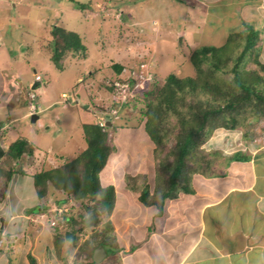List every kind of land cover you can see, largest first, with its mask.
Instances as JSON below:
<instances>
[{
    "label": "rangeland",
    "instance_id": "374dc122",
    "mask_svg": "<svg viewBox=\"0 0 264 264\" xmlns=\"http://www.w3.org/2000/svg\"><path fill=\"white\" fill-rule=\"evenodd\" d=\"M75 1L86 5L82 8ZM244 22L253 24L259 30L261 47L257 57L252 51L246 54L247 59L239 70L245 76L255 70L261 80L253 85L264 89L262 0H0V124L8 123L10 131L14 130L15 135L9 140L25 137L33 142L31 154L25 153L20 161L8 156L9 144L4 146V151L0 143V149L7 154L5 158H0V171L8 170L7 177L14 170L30 175L65 164V160L73 158L85 147L83 123L93 122L104 114L113 119L112 113L116 111L119 117L113 124L120 127L117 132L114 127L108 129L113 151L109 163L99 175L108 181L105 175L110 171V179L116 185L127 184L132 188V195L136 194L135 188L138 194L151 181V176L147 177V162L153 155L148 153L147 158L143 155L139 158L140 154L147 153L148 148L143 139L145 137L148 141L145 135L143 137L142 120L146 122L145 111L149 103L156 105L157 94L172 73L182 79L192 77L199 83L195 92H190L191 87L187 84L185 93L180 94L183 96V100L179 101L183 109L180 115L184 117L188 116L186 109L191 103L204 102L208 106L217 95H229L228 84L232 85L230 82L235 77L232 70L234 58L245 44V39L235 35V32L246 27ZM54 25L79 33L86 47L84 54L67 53L64 68H59L51 59V30ZM229 35L233 39L226 53L233 59L220 70H214L210 63L213 50L210 49L200 64L205 71L200 73L193 61L194 54L204 46L223 47ZM116 64L124 66L121 74L117 73ZM132 69L136 71L135 77L144 70L151 79L144 81L143 88L134 89L131 85L121 88L127 99L132 98L124 103L115 90L127 83L129 76L133 79ZM37 75L41 79L33 88ZM204 80L217 83L222 89L218 92L212 87L202 90L200 86L205 88ZM10 89H14L16 94L8 97ZM123 89H126L125 92ZM31 90L36 95L35 99L28 97ZM223 99L219 102L222 105L225 104ZM32 104L37 107L35 112L39 115L36 122L31 121ZM97 105H102L105 110ZM232 112L238 117V125L233 128L218 127L210 135L205 134L206 139L195 149L192 158L188 157V165L211 175L222 170L234 152H242L252 145H264V114L261 115L258 108L251 105L246 110L233 108ZM163 124L166 125L162 131L166 144L165 148L160 147L157 151L154 159L156 168L161 159H169L167 151L175 147L183 129L188 127V123L183 125L178 114L171 112L166 114ZM6 130L9 131V128ZM173 157L171 153L170 158ZM152 178L150 183H156L157 188L155 173ZM30 183V179L26 178L16 193L31 192L34 184ZM48 184V196L38 197L37 201L40 205L49 204L50 208L30 211L36 218L41 212L49 214L45 224L37 222L41 226L39 232L53 233L54 242L63 250L64 242L69 243L65 240L66 233L72 227L65 219L55 216L54 210L48 212V209H53L55 205L66 208L63 211L66 216H74L81 222L79 219L87 218L90 208L95 206L99 211L98 222L78 233L75 244H69L71 252L75 251L72 260L75 262L80 261L81 256L88 257L90 248L101 240L107 241L108 237L112 240L110 212L102 208L97 199L94 201L88 195L76 200L72 194L65 193L51 182ZM151 185L149 190H152ZM1 189L0 194L4 193ZM154 193L157 194L156 191ZM151 202L149 206L153 204ZM24 210L22 212H26ZM53 221L56 224H52Z\"/></svg>",
    "mask_w": 264,
    "mask_h": 264
},
{
    "label": "crops",
    "instance_id": "0c3cea01",
    "mask_svg": "<svg viewBox=\"0 0 264 264\" xmlns=\"http://www.w3.org/2000/svg\"><path fill=\"white\" fill-rule=\"evenodd\" d=\"M9 91L8 97L16 94L14 89ZM8 128L0 139L4 151V146L14 141L9 138L15 132ZM146 152L138 157L152 155L148 148ZM238 153L247 159L234 157ZM154 161L152 157L147 162V177L151 176V181L154 173L157 180ZM7 171H0L4 173L0 174V189L7 193L6 197L3 192L0 194V217L4 216V222L0 221V237L7 234V240L13 241L12 246L9 244L10 251H4V245L0 247V264H31L30 254L36 264H264V145L234 152L217 173L193 172L189 188L150 206L139 199L144 188L138 194L135 188L137 195H132L126 181H123L125 186L116 185L110 179V171L105 175L108 181L100 175L103 186L113 185L117 193L114 209L109 213L113 237L92 249L88 246V257L81 256V260L75 262L72 260L75 251L71 252L68 239L65 240L69 243H62L61 250L53 240V233L39 232V223L45 224L49 214H45V218L31 215L34 207L39 206L40 211L49 205H40L37 201L34 172L9 178ZM26 178L33 185L31 192L16 193ZM151 181L145 187L151 185ZM154 184L151 194L156 191ZM23 208L26 212H22ZM100 244L104 245L106 256L95 262L94 250Z\"/></svg>",
    "mask_w": 264,
    "mask_h": 264
},
{
    "label": "trees",
    "instance_id": "16d2710c",
    "mask_svg": "<svg viewBox=\"0 0 264 264\" xmlns=\"http://www.w3.org/2000/svg\"><path fill=\"white\" fill-rule=\"evenodd\" d=\"M75 3L82 8L86 5V3L79 1H75ZM243 24L246 27L239 32H235V35L245 39V44L241 53L234 58L235 65L232 70L235 72V77L230 82L232 85L228 84L230 88L229 95L221 94L220 97L217 95L214 97V101L208 106L204 102L191 103L189 108L186 109L188 116L184 117L180 115L183 114V109L179 103V101L183 100V96L180 94L185 93V86L187 84L191 87L190 92H195L199 83L192 77L182 79L172 73L167 77V82L163 86V89L157 94L156 105L149 103L145 111L146 122L142 120V129L143 137L145 135L148 138L147 142L145 137L143 138L144 143H148V150H151L154 159H156V154L158 150L160 151V147L165 148L166 142L163 139L162 131L166 128V125L163 124L166 114L169 112L178 114L182 118L183 125L186 126L188 123V127L183 129L179 140L176 141L175 147L172 146L167 151L169 153V159H161L157 168L155 165L158 179L157 194H151L148 186H146L139 197L143 203L148 205L151 201V203H156L157 200L159 203H163L167 198L175 197L179 190L187 189L191 186V175L195 171H200V168L192 167L190 164L188 165V157L192 158L195 149H198L206 139L205 134L209 133L208 135H210L218 127L233 128L238 125V117L232 112L233 108L240 109L242 107V110H246L251 105V107H257L261 115L264 114V89H259L253 85L254 83H259L261 80L260 75L253 70L249 72L248 76H245L239 70L241 64L245 63L247 59L245 57L246 54L252 51L254 52V56L257 57V53L261 47L259 30L248 22H244ZM51 31L53 34L51 41L53 53L51 59L59 68H64L67 53H86V47L82 43L79 33L60 25H54ZM232 39V36L229 35L223 47L204 46L194 54L193 61L197 65L200 73L205 71L200 67V64L206 59L205 55L210 49L213 50L210 63L214 70H220L233 59L231 55H227L226 53V51L228 52ZM254 60L258 62L256 58ZM262 66L264 68V63ZM115 67L117 73L121 74L124 66L116 64ZM203 86L205 88L200 86L202 90H210L212 87V89L218 92V89H222L221 87L219 88L217 83H209L207 80H204ZM145 90H147V87ZM222 98H224L223 101L225 103L223 105L219 103L222 101ZM97 107L105 110L102 105H97ZM186 111L184 112L185 115ZM110 127H114V130L117 132L116 129L120 126L114 125L113 123L111 126L108 124L101 125L99 120L83 123L84 137L87 143L86 148L75 157L65 160L66 163L63 165L34 173L32 177L34 179L37 196L42 198L47 195L50 186L48 182H51L53 186L60 188L65 193L72 194L76 200L91 195L94 201L97 199L101 203L102 208L111 212L114 209L117 193L113 185L103 186L99 175L113 151L108 137V129ZM31 145L29 139L18 137L9 145L7 154L9 157L20 161L25 153L31 154ZM151 146H153L152 149ZM171 153L174 154L173 158H170ZM4 155L5 152L0 149V158ZM234 157L241 160L247 159L242 153H238ZM23 173L25 172L18 173L16 170L10 171L8 177L12 178L14 174L23 175ZM62 201L63 199L58 202L61 204ZM38 208L39 206L34 207L33 210L36 211ZM90 210L87 218L83 217L79 219L82 220L81 222L77 221L74 216L68 217L63 213V219L67 223H70L72 227L70 232L66 233L65 238L73 244L76 242L75 236L78 233L97 224L99 211L95 206L90 208ZM105 242L104 239V241L101 240L99 243L104 244ZM29 257L31 264H36V260L31 254Z\"/></svg>",
    "mask_w": 264,
    "mask_h": 264
},
{
    "label": "built area",
    "instance_id": "2783aa9c",
    "mask_svg": "<svg viewBox=\"0 0 264 264\" xmlns=\"http://www.w3.org/2000/svg\"><path fill=\"white\" fill-rule=\"evenodd\" d=\"M132 72H133V74H132V78L133 79H131L130 78V76H129V79H127L126 81H127V83H123L122 84V86H120V84H118L117 86H120V87H117L116 89L117 90H115V91H117V94L119 95V97H120V100H122V101H125V100H127V95L125 94V93H122V91H121V88H124V87H129L130 85H131V87L132 88H134V89H136V88H143L144 87V85H145V82L144 81H146V80H150L151 79V77L150 76H148V75H146L145 74V72H144V70H142L141 72H140V76L138 75V77H135L134 76V73L136 72L134 69H132ZM36 79L37 80H40L41 79V76L40 75H37L36 76ZM126 81H124V82H126ZM121 82V81H120ZM119 82V83H120ZM125 90L126 89H123V92H125ZM129 91V90H128ZM121 94V95H120ZM128 94H130L129 92H128ZM132 95V97L133 96H135V95H133V94H131ZM29 97H30V99H35L36 98V95L31 91L30 93H29ZM130 99V98H129ZM36 106L34 105V104H32L31 105V110H30V112L31 113H33L35 110H36ZM106 121V118H104L103 119V121L101 122V124H103L104 122ZM6 127H7V124H0V139H1V137L3 136V134H4V131H5V129H6ZM66 209V208H65ZM65 209H62L60 206H55V207H53V209L51 208V209H48L49 211L48 212H50L51 210H54L56 213H55V216H58L59 218H61V219H63V211L65 210ZM45 214H48L47 212H43V213H40L39 214V217H41V218H45L44 216H45ZM52 224H56V221H53L52 222ZM3 240L4 239H0V243H2L3 242Z\"/></svg>",
    "mask_w": 264,
    "mask_h": 264
},
{
    "label": "clouds",
    "instance_id": "9594fccd",
    "mask_svg": "<svg viewBox=\"0 0 264 264\" xmlns=\"http://www.w3.org/2000/svg\"><path fill=\"white\" fill-rule=\"evenodd\" d=\"M37 81H38V80L36 79V81L34 82L35 87L37 86ZM34 84H33V85H34ZM35 87H33V88H35ZM31 91H32V90H31ZM31 91H30V92H31ZM30 92H29V93H30ZM28 97H29V94H28ZM29 99H30V97H29ZM130 100H132V98L127 99V100L122 101V102L127 103V102H130ZM119 102H121V101H119ZM122 102H121V103H122ZM117 103H118V102H117ZM118 104H119V103H118ZM30 108H31V107H30ZM30 110H31V109H30ZM35 111H36V110H35ZM35 111H34L33 113H36ZM113 112H114V113H112V114H113V115H112V116H113V119H109V118H110L109 115L104 114L103 117L100 118L99 123L101 124V122L103 121V119L106 118V121H105L103 124H108V125L111 126V124L114 123V120H115L117 117H119V115L115 114L116 111H113ZM2 124H5V123H2ZM103 124H101V125H103ZM7 126H8V123H7ZM110 128H111V127H110ZM6 129H7V127H6ZM6 129H5V131H6ZM5 131H4V134H5ZM4 134H3V135H4ZM33 174H34V173H33ZM45 208H46V207H45ZM6 236H7V234H4V236H1V237H0V239H4L3 242L0 243V247L4 245L3 247H5V250H6V249H9V244L12 246V241H13V240H9V241H8L7 238H6ZM6 245H7L8 247H7ZM5 250H4V251H5Z\"/></svg>",
    "mask_w": 264,
    "mask_h": 264
},
{
    "label": "water",
    "instance_id": "95a60500",
    "mask_svg": "<svg viewBox=\"0 0 264 264\" xmlns=\"http://www.w3.org/2000/svg\"><path fill=\"white\" fill-rule=\"evenodd\" d=\"M33 87H35V85H33ZM38 117H39V115L37 113H32L31 114V121L36 122ZM0 221H1V223L4 222V216L0 217ZM105 256H106V250H105L104 245H102V244L98 245L94 250V255H93L94 261L100 262Z\"/></svg>",
    "mask_w": 264,
    "mask_h": 264
},
{
    "label": "bare ground",
    "instance_id": "6f19581e",
    "mask_svg": "<svg viewBox=\"0 0 264 264\" xmlns=\"http://www.w3.org/2000/svg\"><path fill=\"white\" fill-rule=\"evenodd\" d=\"M237 9V8H236ZM219 27V26H218ZM104 182V181H103Z\"/></svg>",
    "mask_w": 264,
    "mask_h": 264
}]
</instances>
